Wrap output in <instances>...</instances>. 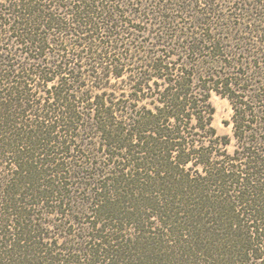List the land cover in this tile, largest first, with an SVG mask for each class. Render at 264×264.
I'll use <instances>...</instances> for the list:
<instances>
[{
  "label": "trees",
  "instance_id": "16d2710c",
  "mask_svg": "<svg viewBox=\"0 0 264 264\" xmlns=\"http://www.w3.org/2000/svg\"><path fill=\"white\" fill-rule=\"evenodd\" d=\"M0 264H264V0H0Z\"/></svg>",
  "mask_w": 264,
  "mask_h": 264
},
{
  "label": "rangeland",
  "instance_id": "374dc122",
  "mask_svg": "<svg viewBox=\"0 0 264 264\" xmlns=\"http://www.w3.org/2000/svg\"><path fill=\"white\" fill-rule=\"evenodd\" d=\"M211 103L215 108L212 125L216 128L218 134L230 136L232 133L231 125L226 124V122L230 121L232 110L228 101L212 94Z\"/></svg>",
  "mask_w": 264,
  "mask_h": 264
}]
</instances>
